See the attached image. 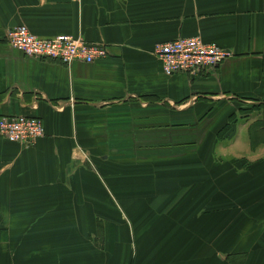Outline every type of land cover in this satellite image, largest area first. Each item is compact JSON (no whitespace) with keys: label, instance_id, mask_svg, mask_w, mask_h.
I'll use <instances>...</instances> for the list:
<instances>
[{"label":"crops","instance_id":"obj_1","mask_svg":"<svg viewBox=\"0 0 264 264\" xmlns=\"http://www.w3.org/2000/svg\"><path fill=\"white\" fill-rule=\"evenodd\" d=\"M21 24L104 44L108 55L27 57L6 41ZM194 36L230 56L166 76L154 44ZM0 116L44 126L29 147L0 136V264H23L30 244L44 243L29 234H50L54 220L95 236L94 250L112 249L113 264H264L263 209L197 219L187 211L198 196L183 205L167 191L196 190L219 165L237 168L231 162L264 172V0H0ZM169 166L206 177L167 178ZM176 227L167 248L172 232L159 236Z\"/></svg>","mask_w":264,"mask_h":264},{"label":"rangeland","instance_id":"obj_2","mask_svg":"<svg viewBox=\"0 0 264 264\" xmlns=\"http://www.w3.org/2000/svg\"><path fill=\"white\" fill-rule=\"evenodd\" d=\"M207 124L209 125V121L206 119L200 123L199 135L207 129ZM215 162L220 164L219 160ZM228 163L230 164V162ZM231 164H234L237 168L229 165L228 168L222 169V166L219 165V169L216 168L211 177H206L201 168L196 171L192 170L191 172L188 170L183 172L170 171L171 166L175 167L178 165L173 164L165 171L167 178L174 174L173 177H176L178 181H182L181 177L183 176L184 180L189 179L182 181L184 183L201 180L202 177H206L205 180L209 181L207 185L199 186L196 190L195 188H191L187 191V186H182V190H186L177 193L176 190H179V185L173 188L171 185H168V195L170 193L171 197L182 195L184 199L186 198L183 205L189 202V197L193 196L194 198V196H198L199 206L195 205L193 208L188 207L190 210H193L187 211L192 213L193 216H197V219H201L202 216H206L213 212L219 215L230 212L233 209L238 210L240 209L238 205L244 208L246 207L245 213L247 218H251L254 213L258 212V209L264 210V177H262L264 172L263 170L259 172V169H252L249 166L237 165V163L233 162H231ZM169 172L173 174H169ZM159 178L161 180L167 179L165 176H159ZM170 201L171 200H168V204H170ZM54 221V223H50V234H46L45 231H43L41 235L29 234L27 238L29 242L38 241L40 239L44 240V243L30 244V249H37L25 252L26 256L23 264H29L28 261L30 264H113L116 254L112 249H103V251L99 252L94 250L95 245L93 240H95V236H93L92 240L88 234L86 239L83 235L77 237L78 230L75 228L76 225L74 227L69 226V224L60 226L57 225L58 220ZM247 221V226L255 227L256 223L260 220ZM168 232H172V234L168 235L170 240L169 243L165 242V245L173 243L172 240L176 239L181 229L179 227L173 228L171 231L167 229V232H163L159 237L164 238L165 234ZM46 246H50V253L45 251L47 250ZM80 249L86 251L83 253Z\"/></svg>","mask_w":264,"mask_h":264},{"label":"built area","instance_id":"obj_3","mask_svg":"<svg viewBox=\"0 0 264 264\" xmlns=\"http://www.w3.org/2000/svg\"><path fill=\"white\" fill-rule=\"evenodd\" d=\"M9 46L25 56L36 59H53L64 64L80 61L92 63L108 55L104 44L93 43L82 37L60 34L52 38L32 33L24 24L8 30ZM152 53L160 62L166 76L193 74L211 70L230 56L228 49L198 36L177 37L154 44ZM44 134L43 122L34 116H0V136L24 147L31 146Z\"/></svg>","mask_w":264,"mask_h":264}]
</instances>
